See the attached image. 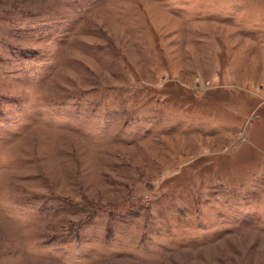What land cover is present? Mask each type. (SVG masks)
Wrapping results in <instances>:
<instances>
[{
    "label": "rangeland",
    "instance_id": "rangeland-1",
    "mask_svg": "<svg viewBox=\"0 0 264 264\" xmlns=\"http://www.w3.org/2000/svg\"><path fill=\"white\" fill-rule=\"evenodd\" d=\"M0 264H264V0H0Z\"/></svg>",
    "mask_w": 264,
    "mask_h": 264
}]
</instances>
